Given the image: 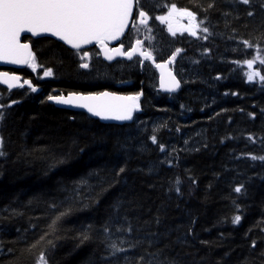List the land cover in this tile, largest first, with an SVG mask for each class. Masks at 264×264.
Instances as JSON below:
<instances>
[{"label": "trees", "instance_id": "trees-1", "mask_svg": "<svg viewBox=\"0 0 264 264\" xmlns=\"http://www.w3.org/2000/svg\"><path fill=\"white\" fill-rule=\"evenodd\" d=\"M144 1L203 21L195 38L156 35L194 59L181 63L175 104L148 91L149 70H82L83 53L50 37L32 45L53 78L39 92L0 87V264H39L42 254L47 264H264V83L246 76L264 64L243 63L264 57V0ZM134 36L130 26L120 43ZM103 79L120 89L91 83ZM109 87L143 90L132 122L47 100ZM112 243L127 251L113 255Z\"/></svg>", "mask_w": 264, "mask_h": 264}, {"label": "snow or ice", "instance_id": "snow-or-ice-1", "mask_svg": "<svg viewBox=\"0 0 264 264\" xmlns=\"http://www.w3.org/2000/svg\"><path fill=\"white\" fill-rule=\"evenodd\" d=\"M239 3L248 5L250 0H239ZM212 7V5H209ZM264 8V4L261 5ZM134 9L138 11V22L140 25H145L148 20L146 10L142 9L141 0H0V62L11 65H27L33 71L36 70L35 58L30 50L28 43H21V33H31L32 36L40 34H50L52 37L58 38L73 49H81L83 45L95 43L100 48L106 60H113L115 56H124L131 60L140 49L141 42L136 41L128 51H122L121 47L109 48L108 42L119 40L124 34L126 26L130 22V17L134 15ZM248 16H252L253 12H248ZM186 17L189 24L182 31H187L189 35L195 36L197 28L203 21H199L195 13L187 9H180L175 4L168 6L166 16L156 17L161 23L170 21L173 17ZM169 32L174 36L176 34L171 23H169ZM207 32V28L200 29ZM246 49L252 48L248 41H244ZM181 49L177 48L165 63H157L155 67L161 71V87L169 92L175 91L180 87L179 82L171 72L167 75L170 78L169 83L165 84V65L170 64L176 58ZM88 52H84L81 59L87 58ZM141 57L140 63L144 61H152L153 54L150 51H139ZM256 59L264 64V57H254L253 59L245 60L243 63L249 68H253ZM233 63H238L233 61ZM81 68H88L87 63H81ZM52 71L48 69L44 72V76H51ZM247 80L252 82L255 77H259L264 83V74L260 71H252L246 73ZM20 78L9 72H0V84L7 85L8 89L13 87H23L27 85L32 92H36L29 80H24L23 84L17 85ZM219 79V77H217ZM236 95V93H233ZM140 94L129 96H118L115 93L102 92L97 94L77 95L70 94L67 98L63 96L49 95L50 101H55L60 104L76 103L78 107L85 108L93 116L101 119L114 120H130L134 110L139 109L137 101ZM16 103V101H13ZM3 107V105H0ZM3 114L0 113V118ZM251 139V137H249ZM152 142L156 143L155 137ZM163 150V146H161ZM3 155V153H0ZM255 160L257 157L251 156ZM264 160V157H260ZM125 169L121 168L120 172ZM119 175V173H117ZM195 182V181H193ZM179 183V181H177ZM179 192V188H177ZM242 191V186L235 188L236 193ZM241 220L240 215L233 217L232 223L237 224ZM130 231V229H128ZM107 233L109 229L104 228ZM119 231V229H118ZM85 239L87 237L85 236ZM123 243V241H121ZM255 245H253L254 247ZM112 254L125 252L127 249L117 247L116 243L110 245ZM143 257L137 261L141 264ZM39 264H47L43 254L40 256Z\"/></svg>", "mask_w": 264, "mask_h": 264}, {"label": "flooded vegetation", "instance_id": "flooded-vegetation-1", "mask_svg": "<svg viewBox=\"0 0 264 264\" xmlns=\"http://www.w3.org/2000/svg\"><path fill=\"white\" fill-rule=\"evenodd\" d=\"M152 3L149 2V1L141 2L142 9L147 11L148 17L150 19V24L147 25V27L138 26V28H140L141 31H142L143 39H144V42H145L144 46L145 47H149V48L154 50V51H151L152 54H153V58H154L152 61H144V63L141 64L140 63V60H141L140 56H136V57L132 58L131 60H128V59H116V60L106 61V60H104L102 58V56L100 54V51H99V49H98V47L96 45H92V48H90L89 50H84L83 52H81V53H83V55H84V52H88L89 53L88 60L80 61L75 56L74 57L77 60L79 69L85 70V69L80 67V64L82 62L83 63H87L89 65V67L85 71H91V69L93 67H94V69H96V67L97 68H99V67L101 68V67H105V66L113 67L115 69V71H120L121 69H125L126 67H130L133 64H136V66L139 67L140 70H142V71L147 69V70H149L152 73L151 80L145 79V82H148V81L151 82V86L147 87L148 91L153 93L154 94L153 96L154 97L156 96L158 99L165 98V100L167 102H171L172 104L173 103L175 104L177 95L169 94V93H163V92H161L159 90V88H158V73H157L154 65H155V63H157L159 61H162V62L168 61L170 55H172V53L175 52L176 47L175 48H171L170 51L162 49V52H163L164 55L160 56L159 55V50L156 49V46L149 44V41L151 40V37H150L151 32L149 31V27L153 26V21L155 19L154 16H155V13L158 11L156 6L153 5ZM133 17L134 18H133L132 25H135L136 23H139L138 22V11L136 9H134ZM25 40L29 41V42L32 41V39L28 38V37H26ZM31 46H32L31 47L32 51L34 52V58H36L38 60L39 58H38V56L36 54V51L34 50V47H33L32 44H31ZM69 50H72V49H69ZM74 51H76V50H74ZM144 51H145V49H144ZM35 65H36V63H35ZM170 68L174 71L175 74H177L179 77H181L182 70L177 67V63L174 64V62H171L170 63ZM48 69H51L52 75L45 77L44 76V72L46 70H48ZM0 71H7V72H11V73H16L17 75L21 76V81L30 80L32 82V84L37 88L36 92H39L42 89L43 83L46 80H50L54 76L53 68L49 67V66L46 67V68L40 67V66H36V70L35 71H33L27 65L23 66V67H20V68L0 67ZM93 83H95V82H93ZM128 84H126V86ZM108 86H112L115 89H120V86H118L115 83V81L113 83L110 80L109 83H108ZM24 88L25 87H22V88L19 87L18 89H24ZM104 89H111V87H109V88H101V89H98V90H95V91L96 92H100V91H102ZM69 93H71V91H66L64 93L60 92V94H54V95H66V94H69ZM128 93L133 94V95H136L138 93L140 94L139 100H138L139 101L138 105H139V107H141V102L140 101H141L142 97L144 96L143 90L138 88V90L130 91ZM70 111H72V110H70Z\"/></svg>", "mask_w": 264, "mask_h": 264}, {"label": "water", "instance_id": "water-1", "mask_svg": "<svg viewBox=\"0 0 264 264\" xmlns=\"http://www.w3.org/2000/svg\"><path fill=\"white\" fill-rule=\"evenodd\" d=\"M130 18H131V17H130ZM127 26H128V25H127ZM127 26H126V28H127ZM126 28H125V30H126ZM124 32H125V31H124ZM24 35L31 36L32 38H36V39H37V38H41V37H50V38H52V39H54V40H56V41L62 43L63 45H65V46L68 47L69 49H73V48H71L69 45L65 44L63 41H60L58 38H56V37H52L50 34H47V33L40 34V35H38V36H32L31 33H21V38H22V36H24ZM120 38H121V37H120ZM120 38H119V40H120ZM119 40L110 41L109 43H110V44H116V43H118ZM20 42H21V43H24V42H22L21 40H20ZM28 44H29V43H28ZM92 44H95V43H92ZM92 44L83 45V46L81 47V49H82V48H85V47H87V46H90V45H92ZM29 47H30V45H29ZM116 47H121V45H120V46H116ZM114 48H115V47H114ZM74 50H77V49H74ZM117 57H119V56H115L114 58H117ZM122 57H124V56H122ZM114 58H113V59H114ZM22 66H23V65H11V64H6V63H3V62H0V67L19 68V67H22ZM158 71H159V73H160V88H161L163 91L169 92V91L166 90V87H165V88H162V87H161V71H160V69H158ZM167 73H168V71L165 69V84H166V86H167V84L169 83V80H170V78L168 77ZM15 75H16V74H15ZM172 75H173V74H172ZM17 76H18V75H17ZM173 76H174V75H173ZM18 77H19V76H18ZM19 78H20V77H19ZM175 78H176V77H175ZM176 80H177V78H176ZM177 81H178V80H177ZM178 82H179V81H178ZM16 83H17V85L22 84V83L20 82V79H19ZM179 84H180V83H179ZM0 85H1V86H4V87H6V88H8L7 85H4V84H0ZM24 86H27V85H24ZM17 87H18V86H17ZM17 87H13L12 89L17 88ZM104 92L115 93V94L118 95V96H126V95L119 94V93L112 92V91H104ZM101 93H102V92H101ZM70 94L88 95V94H82V93H69V94H66V95H60V96H63L64 98H67ZM48 102H50L51 104H53L55 107L62 108V109H67V110H72V111H85L88 115H90V116H92V117H94V118H99L100 120H102V121H104V122H106V123L122 124V123L131 122V120H132V119H130V120L120 121V120H114V119H101L100 117L93 116L91 113H89V112L87 111V109H85V108H81V107H78L76 103H73V104H60V103H57V102H55V101H50V100H48ZM132 117H133V113H132Z\"/></svg>", "mask_w": 264, "mask_h": 264}, {"label": "rangeland", "instance_id": "rangeland-1", "mask_svg": "<svg viewBox=\"0 0 264 264\" xmlns=\"http://www.w3.org/2000/svg\"><path fill=\"white\" fill-rule=\"evenodd\" d=\"M167 15V14H166ZM165 14H161V15H159V16H166ZM169 23H171V25H172V27L173 28H175V29H177L178 30V36H185V35H188V36H192V35H189V33L187 32V31H182V29H184V28H186L187 26H188V24H189V20L186 18V17H180V16H176V17H173L170 21H165L164 22V27H165V29L167 30V31H169L168 30V28H169ZM199 29V27L197 28V30ZM179 39V38H178ZM157 47L158 48H161V43H160V41H157ZM184 62L185 63H191L194 59H193V57L192 56H185L184 58ZM91 72H96L95 71V69H94V67L91 69ZM111 79H103V80H98V81H96V80H93V81H91L92 83L93 82H107V84L109 83V81H110ZM257 80H259V79H257Z\"/></svg>", "mask_w": 264, "mask_h": 264}, {"label": "bare ground", "instance_id": "bare-ground-1", "mask_svg": "<svg viewBox=\"0 0 264 264\" xmlns=\"http://www.w3.org/2000/svg\"><path fill=\"white\" fill-rule=\"evenodd\" d=\"M139 109H140V107H139Z\"/></svg>", "mask_w": 264, "mask_h": 264}]
</instances>
